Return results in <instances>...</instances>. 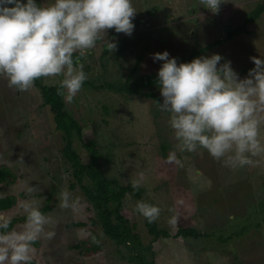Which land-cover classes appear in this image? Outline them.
I'll list each match as a JSON object with an SVG mask.
<instances>
[{
    "label": "rangeland",
    "instance_id": "rangeland-1",
    "mask_svg": "<svg viewBox=\"0 0 264 264\" xmlns=\"http://www.w3.org/2000/svg\"><path fill=\"white\" fill-rule=\"evenodd\" d=\"M261 1L222 0L219 13L213 14L198 0H132L137 11L132 35L109 30L107 37L83 58L86 82L95 87L84 84L72 103L65 102V108L81 124L85 139L95 138L101 152L110 158L102 162L107 178L126 185L143 173L142 197L127 194L122 209L131 211L128 219L149 248L145 254L148 262L264 264V210L257 208L264 197V158H257L259 163L254 166L230 168L203 149L179 152L168 125L169 115L157 104H163L159 89L146 90L157 95V100L116 93L103 86L158 73L163 61L154 62L151 57L155 53L167 51L169 58L185 63L182 58L195 48L223 40L227 29L240 25L246 13ZM36 3L43 6L48 0ZM249 30V34L197 58L218 54L223 58L221 64L230 61L240 79L246 78L255 67L251 58L264 59V15ZM110 38L116 44L120 39L128 41L121 56L117 51L104 55V45ZM139 57L143 59L133 73ZM40 83L57 85L43 80ZM53 119L40 88L35 85L19 93L0 78V169L10 172L0 182V198L16 197L15 205L0 212V218L10 222L23 219L24 202L35 201L39 209L51 207L45 213L51 221L45 231L55 236L50 240L42 237L38 246L34 245L36 264H135L128 259V251L104 233L98 211L88 202L64 156L65 142ZM261 140L264 142V125ZM72 141L83 161L90 162V154L76 134ZM164 145L169 155L175 153L179 163L168 162ZM86 182L85 178L83 184ZM30 187L35 191L29 193ZM62 190L71 193L73 199L79 198L77 212L59 207ZM138 201H149L160 208L156 222L170 234L169 238L155 239L148 233L144 217L135 210ZM173 216L175 224L169 222ZM24 222L14 228L21 230ZM181 228L199 231L200 236L185 238L178 234Z\"/></svg>",
    "mask_w": 264,
    "mask_h": 264
},
{
    "label": "clouds",
    "instance_id": "clouds-1",
    "mask_svg": "<svg viewBox=\"0 0 264 264\" xmlns=\"http://www.w3.org/2000/svg\"><path fill=\"white\" fill-rule=\"evenodd\" d=\"M198 3L218 14L223 2ZM136 13L132 0H48L43 6L36 0H0V78L19 93L30 91L37 80L51 81L58 85L57 95L70 104L88 79L82 62L86 53L109 30L131 36ZM105 47L110 54L117 50L109 39ZM169 57L165 51L151 58L163 61L157 80L163 104H157L169 115L175 149L188 153L206 150L230 168L258 164L257 158H264V59L252 57L255 67L240 79L231 62L221 64L223 58L218 54L179 64ZM57 77L61 79L57 81ZM168 162L179 163L174 152ZM143 180V173L132 179L133 189ZM58 200L61 209L79 210V198L73 199L66 190L59 193ZM22 207L26 218L21 230L0 218V264H32L34 244L42 237L50 240L55 236L45 231L51 221L35 201L24 202ZM135 210L150 223L161 211L144 201H138ZM169 222L175 224L176 217Z\"/></svg>",
    "mask_w": 264,
    "mask_h": 264
},
{
    "label": "trees",
    "instance_id": "trees-1",
    "mask_svg": "<svg viewBox=\"0 0 264 264\" xmlns=\"http://www.w3.org/2000/svg\"><path fill=\"white\" fill-rule=\"evenodd\" d=\"M263 15L264 0L257 3L255 8L251 12L246 13L245 18L240 25L236 27L230 26L227 29L226 37L223 40H217L206 47H199L198 49L195 48L194 50H192V52H190V54H188L186 57H183L182 59H185V63H190L193 59L206 53L213 47H219L224 42L232 41L241 35L249 34V26L258 22ZM111 36H113V34ZM111 39L112 38H110V41ZM123 40L124 39H120L119 43L117 44L116 51L120 56L128 47V41ZM106 54H108V51L105 47L104 55ZM142 59L143 57L138 58L133 73H136L138 71L139 64ZM157 80L158 73L153 72L147 75H141L134 79L129 78L121 85L106 83L103 88L109 89L116 93H126L129 95L142 96L145 98H155L159 100L157 95H155L154 93L146 92V90L159 89ZM35 83V85L41 89L44 104L46 106H49L52 111L56 129L62 134L63 140L65 142L63 150L64 156L72 165L74 178L76 179L77 183L81 185V188L83 189L88 202L92 203L94 208L98 211V218L102 223L104 233L119 247H123L128 251V259L130 261L134 262L135 264H155L154 262H148L146 260L145 254L149 248L144 245L140 234L136 232L134 226L130 224L128 218L131 214V211H123L122 209L124 199L127 194H132L134 197L140 199L144 190L140 187L138 189H133L131 184L121 185L120 182L116 179L107 178L106 175L103 174L102 162L103 160L110 158L101 152V147L95 138L85 139L82 133L81 124L70 115V113L65 108V101L62 97L57 95L58 85H42L40 83V80H37ZM84 84L95 87L89 82H85ZM74 130H76L77 132H73ZM74 133L81 140L82 145L86 149V151L89 152L90 162H84L83 159L78 155V153L73 149L72 137H74ZM163 153L165 157H169L166 145L163 146ZM9 174L10 172L7 170V168L1 167L0 182L7 178ZM85 178L87 179L86 185L83 184ZM15 202L16 197L14 196L0 198V212H5L11 209L15 205ZM146 203L151 204L149 201H147ZM257 208L262 209L261 212H263L264 197L259 202ZM50 209L51 207L49 205H46L40 210L45 214L46 212L50 211ZM25 218L26 217H24L23 219L13 220L10 226L14 228L16 223L25 221ZM144 224L148 230V233L151 236L155 237V239H158L159 237H170V234L167 231L161 230L159 228L156 221L150 223L144 218ZM80 225L83 224L80 223ZM178 234L185 238L190 236L192 238H199L200 236L199 231L190 228H181ZM239 234L241 233L238 232V235ZM34 245L38 246V241ZM80 246L81 245H76V248H80ZM32 264H36V262L33 260Z\"/></svg>",
    "mask_w": 264,
    "mask_h": 264
}]
</instances>
